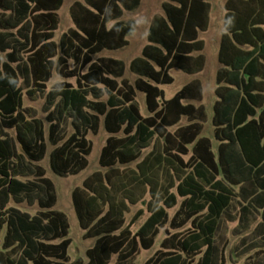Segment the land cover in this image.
Returning a JSON list of instances; mask_svg holds the SVG:
<instances>
[{
  "label": "trees",
  "instance_id": "16d2710c",
  "mask_svg": "<svg viewBox=\"0 0 264 264\" xmlns=\"http://www.w3.org/2000/svg\"><path fill=\"white\" fill-rule=\"evenodd\" d=\"M210 1L163 2L128 65L131 82L122 59L95 56L128 44L135 22L121 18L141 0H75L74 26L58 42L64 0H0V264H110L113 257L136 264L167 224L174 231L143 264H227L215 243L224 216L237 220L256 250L243 264H264V0L225 2L211 119L216 151L201 135L206 108L193 103L202 100L201 81L169 99L160 87L174 81L173 68L204 69L199 34L208 27ZM54 72L62 80L48 88ZM25 97L43 99V117ZM101 124L109 134L102 169L71 193L83 237L94 242L86 261H70L69 219L54 208L55 185L39 162L48 155L54 174H79L92 152L87 135ZM146 196L148 216L133 231L126 213ZM21 203L39 210L31 214Z\"/></svg>",
  "mask_w": 264,
  "mask_h": 264
},
{
  "label": "rangeland",
  "instance_id": "374dc122",
  "mask_svg": "<svg viewBox=\"0 0 264 264\" xmlns=\"http://www.w3.org/2000/svg\"><path fill=\"white\" fill-rule=\"evenodd\" d=\"M75 0H64L63 5L61 6L59 13V24L54 33V40L59 41L60 37L64 32L69 28L73 27V22L70 17L69 8ZM166 0H141L139 7L133 11H125L122 20L128 21L133 20L135 22V27L133 32L127 36L128 44L123 48L118 50H105L97 56H110L118 59H122L126 65L127 69L124 77L128 78L131 82H134L136 75L130 72L128 65L130 61L141 54L143 46L147 43V31L148 27L151 24L153 18L156 15L163 14L162 4ZM226 0H212L210 1V20L209 25L206 31L200 32V39L204 42L203 53L206 57V64L204 69L196 74H187L181 71L178 68H173L170 70V74L173 76L174 81L170 84H163L160 87L165 92V98H171L178 90H180L186 83L191 80L198 78L203 83V98L201 101H194L196 105L202 103L207 110V120L203 124V130L201 135L206 136L212 139L213 148L216 151L217 141L214 138L213 134V125L211 122L212 116V107L216 99L215 95V76L216 71L219 66L217 54H218V45L220 36L224 31L223 27V15H224V3ZM62 78L58 75L57 72L53 73L52 78L48 82V88L58 81H61ZM72 82L74 80H71ZM136 101L139 104L140 111L143 115H147L145 95L143 92L138 91L136 96ZM25 106H31L35 108L38 112V116L43 117L41 113V105L43 99L38 98L37 100L31 101L25 97ZM187 123V119L184 117L179 125H184ZM175 127L170 128L174 130ZM68 132L70 133L71 129L68 127ZM10 134H13V131H10ZM108 133L105 131L103 125L101 124L99 132L97 134L89 133L87 137L92 142V152L88 156L89 164L88 167L80 172L77 175H69L66 177H61L54 174L49 166L48 155L39 162L46 171V175L51 178L54 182L55 190L57 193V203L55 209L64 212L70 223L68 237L71 238V245L68 250L70 261L76 259H82L86 261V249L90 247L94 239H85L83 237V230L81 229L78 219L72 204L71 193L75 187L81 186L84 179L93 173L94 171L101 170L102 168L99 165V155L101 148L105 144ZM52 149V146L49 145L48 151ZM131 166H135L133 163ZM180 200V198H179ZM148 201V196L145 197L143 202H139L136 205H131L130 211L126 213V224L134 222L132 230L135 231L147 218L148 213L146 212V204ZM21 210L28 211L31 214L36 213L39 210L37 203L33 205H28L27 203L18 204ZM178 205L169 210L170 216H173L177 210ZM142 210V213L138 218L133 219V217ZM236 209L233 210L234 214ZM189 226V225H188ZM188 226L184 227L186 229ZM238 222L228 221L227 217L224 216L220 221L218 230L216 232L215 243L217 249L222 251L226 257L227 264H243L249 260L251 256L254 255L256 251L253 248L251 240L247 237L246 232L237 231ZM174 230L170 227L169 224L165 225L160 229V232L156 238L155 245L149 250H141L136 258V264H143V262L151 256L157 249L160 247L161 241L168 235H170ZM3 234L0 236L2 237ZM110 264H115V257L112 258Z\"/></svg>",
  "mask_w": 264,
  "mask_h": 264
},
{
  "label": "crops",
  "instance_id": "0c3cea01",
  "mask_svg": "<svg viewBox=\"0 0 264 264\" xmlns=\"http://www.w3.org/2000/svg\"><path fill=\"white\" fill-rule=\"evenodd\" d=\"M212 1V0H211ZM226 2V1H225ZM224 6H225V3H224ZM210 8H211V4H210ZM225 7H224V15H223V27H224V16H225ZM209 20H210V13H209ZM209 25V24H208ZM208 28V27H207ZM207 30V29H206ZM205 30V31H206ZM224 31H225V28H224ZM223 31V32H224ZM202 32V31H201ZM223 34V33H222ZM222 34H221V36H222ZM199 36H200V34H199ZM221 36H220V39H221ZM200 38V37H199ZM219 45H220V40H219ZM219 45H218V50H219ZM203 50H204V48H203ZM203 52V51H202ZM204 54V53H203ZM206 58V57H205ZM217 59H218V54H217ZM206 64V63H205ZM218 64H219V61H218ZM219 66H220V64H219ZM219 66H218V68H219ZM217 68V69H218ZM201 72V71H200ZM216 73H217V71H216ZM196 79V78H195ZM198 79V78H197ZM200 80V79H199ZM201 81V80H200ZM215 82H216V76H215ZM201 83H202V81H201ZM202 86H203V83H202ZM216 86H217V84H216ZM215 89H216V87H215ZM203 91H204V88H203ZM214 92H215V90H214ZM216 95V94H215ZM203 98V97H202ZM216 99H217V96H216ZM216 99H215V101H216ZM214 101V102H215ZM200 104H202V103H200ZM206 108V107H205ZM212 111H213V107H212ZM206 112H207V110H206ZM212 115H213V113H212ZM207 117H208V114H207ZM211 119H212V116H211ZM212 122V121H211Z\"/></svg>",
  "mask_w": 264,
  "mask_h": 264
}]
</instances>
